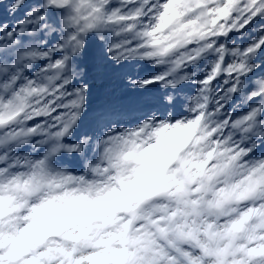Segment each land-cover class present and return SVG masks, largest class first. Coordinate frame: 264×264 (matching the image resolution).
<instances>
[{
  "label": "clouds",
  "instance_id": "obj_1",
  "mask_svg": "<svg viewBox=\"0 0 264 264\" xmlns=\"http://www.w3.org/2000/svg\"><path fill=\"white\" fill-rule=\"evenodd\" d=\"M0 264H264V0H0Z\"/></svg>",
  "mask_w": 264,
  "mask_h": 264
},
{
  "label": "rangeland",
  "instance_id": "obj_2",
  "mask_svg": "<svg viewBox=\"0 0 264 264\" xmlns=\"http://www.w3.org/2000/svg\"><path fill=\"white\" fill-rule=\"evenodd\" d=\"M87 50L83 63L87 67V78L92 81L89 112L94 114L89 123L118 112L128 114L141 106H149L144 98L150 93L127 90L116 74L121 70L102 64V53L94 43H90Z\"/></svg>",
  "mask_w": 264,
  "mask_h": 264
}]
</instances>
